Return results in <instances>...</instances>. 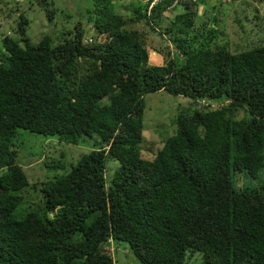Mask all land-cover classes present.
<instances>
[{
	"label": "trees",
	"instance_id": "trees-1",
	"mask_svg": "<svg viewBox=\"0 0 264 264\" xmlns=\"http://www.w3.org/2000/svg\"><path fill=\"white\" fill-rule=\"evenodd\" d=\"M92 1L91 34L78 22L72 36L32 43L23 14L16 37L0 34V264H114L105 246L119 241L141 264H185L195 252L199 264H264V44L211 48L217 30L190 35L197 5L183 1L166 29L173 52L149 64L142 33L125 28L116 3ZM8 4L0 0L4 15ZM171 4L137 6L133 20L153 28ZM157 91L227 103L180 110L175 132L146 159L144 97ZM239 110L247 116L237 119ZM20 128L73 144L99 137L40 183L42 214H15L29 185L14 149ZM108 158L119 162L109 182Z\"/></svg>",
	"mask_w": 264,
	"mask_h": 264
},
{
	"label": "rangeland",
	"instance_id": "rangeland-1",
	"mask_svg": "<svg viewBox=\"0 0 264 264\" xmlns=\"http://www.w3.org/2000/svg\"><path fill=\"white\" fill-rule=\"evenodd\" d=\"M7 2L8 7L15 5V8L11 12L6 10L9 12L8 15L5 14L6 17L0 8V17H5L0 26V34L17 36L18 14H23L28 20L26 33L32 43H37L45 34L51 35L56 40L58 37L61 40L64 33L68 37L72 36L78 22H81L87 34L93 31L90 14H88L89 10L92 12V0H19L18 2L7 0ZM113 2L116 3L115 12L123 14L128 19L125 28L138 29L142 33L143 46L148 51L147 62L164 65L169 58L168 54L173 52L174 45L173 41H171L173 44L169 41L171 39L167 36L169 33H166V29L172 25L175 15L183 12L182 4L168 6L167 10L161 14L158 24L151 28L144 21H134L132 16V10L137 6L145 5V0H113ZM221 2L218 0L215 8L210 6L202 16L197 17L190 35L200 32L205 34L206 29L213 27L219 36L209 46L211 48L218 45L225 46L231 53L264 44V0H231L228 3L223 0ZM204 3L206 0H196L197 12L201 10L199 4ZM255 15L259 18H255ZM180 35L177 34L178 37ZM198 39L202 38L198 37ZM196 43L195 45H198L199 41ZM144 101L143 138L139 147L141 156L146 159H152L163 146L165 139L175 132L174 120L180 110L190 107L191 109L202 107L214 109L227 103L221 100L215 102L213 99L195 101L190 97L174 95L166 91L147 93ZM246 116L247 113L244 110L237 111L235 115L237 119ZM14 143L17 153L16 161L23 167L29 181V185L22 192L24 200L15 210V214L20 215L28 209L42 214L44 203L39 190L40 183L65 173L70 164H75L82 154L98 147L99 137L86 136L79 143L73 144L59 141L56 136H45L20 128ZM55 161H60L63 167L53 169L45 165V162L51 164ZM118 166V160L113 158L106 160L107 182L111 180ZM263 173L264 170L261 171V174ZM234 185L237 189H240L242 185L238 172L234 174ZM108 246L110 249L106 248ZM105 251L113 257L114 264H141L129 251L125 242L119 241L107 245ZM199 263L198 252L185 261V264Z\"/></svg>",
	"mask_w": 264,
	"mask_h": 264
},
{
	"label": "crops",
	"instance_id": "crops-1",
	"mask_svg": "<svg viewBox=\"0 0 264 264\" xmlns=\"http://www.w3.org/2000/svg\"><path fill=\"white\" fill-rule=\"evenodd\" d=\"M203 1V0H202ZM223 0H220V2ZM225 2H230L231 0H224ZM237 1V0H234ZM222 3V2H221ZM218 4V0H206V3L204 4H199V6H201V10L199 9L198 11V16H202L203 13H205L207 10H209V7L211 6L212 8H215ZM197 16V17H198ZM197 19V18H196ZM219 36V35H218ZM154 52V50H153Z\"/></svg>",
	"mask_w": 264,
	"mask_h": 264
},
{
	"label": "built area",
	"instance_id": "built-area-1",
	"mask_svg": "<svg viewBox=\"0 0 264 264\" xmlns=\"http://www.w3.org/2000/svg\"><path fill=\"white\" fill-rule=\"evenodd\" d=\"M158 1H162V0H151L150 1V3H149V10L148 11H150V9L152 8V6L155 4V3H157ZM183 1H189V0H172V3L173 4H177V3H181V2H183ZM190 1H196V0H190Z\"/></svg>",
	"mask_w": 264,
	"mask_h": 264
},
{
	"label": "clouds",
	"instance_id": "clouds-1",
	"mask_svg": "<svg viewBox=\"0 0 264 264\" xmlns=\"http://www.w3.org/2000/svg\"><path fill=\"white\" fill-rule=\"evenodd\" d=\"M150 1H151V0H145V3H148V6H149ZM162 1H163V0H162ZM171 1H172V0H171ZM158 2H160V1H158ZM191 2H193V3L196 4V1H191ZM182 3H183V2H181V4H182ZM155 4H156V3H155ZM155 4H154V5H155ZM177 4H180V3H177ZM171 5L174 6V5H176V4H173V3H172ZM196 5H197V4H196ZM148 8H149V7H147V12L150 13V11H148V10H149Z\"/></svg>",
	"mask_w": 264,
	"mask_h": 264
},
{
	"label": "water",
	"instance_id": "water-1",
	"mask_svg": "<svg viewBox=\"0 0 264 264\" xmlns=\"http://www.w3.org/2000/svg\"><path fill=\"white\" fill-rule=\"evenodd\" d=\"M221 99V97H217L214 99V101L218 102Z\"/></svg>",
	"mask_w": 264,
	"mask_h": 264
}]
</instances>
